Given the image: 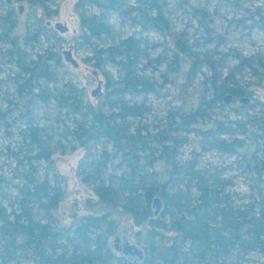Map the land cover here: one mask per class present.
Listing matches in <instances>:
<instances>
[{
    "label": "trees",
    "instance_id": "obj_1",
    "mask_svg": "<svg viewBox=\"0 0 264 264\" xmlns=\"http://www.w3.org/2000/svg\"><path fill=\"white\" fill-rule=\"evenodd\" d=\"M21 1L42 6L48 15L56 13L50 12V0H13ZM128 2L77 0L74 5L81 31L78 38L92 47L96 65L111 64L123 75L122 82L112 84L96 106L84 104L83 89L71 81L50 86L58 81L54 71L61 63L58 54L45 51L37 59H26V46L47 33L43 25L26 23L25 34L20 37L11 35L17 26L13 9L8 8L2 18L0 28L10 44L6 60L18 68L12 76L18 100L9 102L25 120L18 132L22 155L15 156L27 169L21 173L9 210L0 197V264H264V157L258 155L257 146L264 120L237 113L239 117L226 119V127L216 121L205 125L213 104L224 106L226 93L243 95L241 89L231 87V73L222 79L213 72L209 88L201 92L192 111L170 108L163 127L156 131L137 123L149 108L136 98L155 92L137 69L148 47L140 31L113 43L114 27L105 17L116 13L129 18L134 26L140 25L141 30H155L167 21L161 0ZM91 7L99 12L91 13ZM198 58L192 68L198 67ZM199 61L215 70L205 57ZM51 101L75 123L74 127L64 126L62 136L71 150L83 148L76 169L80 181L91 188L98 204L121 209L144 228L142 258L113 251L109 236L115 229L109 213L85 215L67 227L56 223L51 213L62 199V181L56 176H40L35 162H49L61 143L53 142L48 130L30 119L33 104ZM6 110L0 111V119L11 109ZM234 130L235 134L247 135L254 148L239 152L245 141L221 138ZM183 132L197 133L211 149L239 156L252 175L251 188L256 193L241 197L227 189L230 182L216 169L182 161L180 149L186 143ZM2 181L0 177V196L6 198L1 193ZM155 197L161 200L157 214L151 209Z\"/></svg>",
    "mask_w": 264,
    "mask_h": 264
},
{
    "label": "rangeland",
    "instance_id": "obj_2",
    "mask_svg": "<svg viewBox=\"0 0 264 264\" xmlns=\"http://www.w3.org/2000/svg\"><path fill=\"white\" fill-rule=\"evenodd\" d=\"M76 1L50 0V12L56 13L48 15L40 5L0 0V23L7 9L12 8L17 26L11 35L22 37L26 23L39 22L43 25L47 33L26 46V59H37V55L45 51L58 54L61 63L54 67L58 81L50 86H60L61 82L71 81L83 89V103L96 106L116 82H122L123 75L111 64L97 66L92 47L78 38L81 31L79 15L74 10ZM133 1L129 0L128 4ZM160 3L167 23L155 30H141L140 25L134 26L129 18L116 13H108L105 17L114 27L113 43L140 31V37L148 47L137 69L138 75L147 79L155 92L142 93V96L136 98L138 103H144L149 108L137 123L146 124L150 130L156 131L163 127L164 116L170 108L192 111L201 92L204 94L209 88L208 80L213 72L222 79L231 73V87L241 89L243 95L233 97L231 93H226L223 99L229 96V100L223 107L219 103L213 104L208 112L210 118L207 122L203 121L205 125L216 121L226 127L227 118L234 119L242 116L241 113L264 120V0H161ZM88 10L91 13L99 12L95 7ZM57 23L65 25L67 30L61 32L56 29ZM9 48L10 44L0 28V111L8 107L11 109L6 118L0 119L1 193L6 198L0 197L8 210L16 199V185L21 183V173L27 169L17 163L15 156L22 155L18 132L24 127L25 120L17 108L12 110L14 102L18 100L12 76L18 72V68L6 60L5 52ZM64 51L71 52L77 67L65 61ZM196 56L199 57L198 67L192 68ZM204 57L215 66L214 71L206 64H201L199 60ZM97 88L98 91L93 93ZM241 98L248 100L244 102ZM64 111H60L56 103L51 101L48 104L36 102L30 112L33 124L45 127L52 141L61 143L52 153L49 162H35L40 176L48 175L50 179L56 176L62 181L63 196L57 209L52 211V216L58 225L67 227L82 216L109 213L115 229L109 236L113 251L122 254L121 250L127 242L143 254L140 241L145 235L144 228L134 224L131 217L121 209L98 204L97 196L91 188L80 181L76 169L84 151L79 146L71 150V144L62 136L64 126L75 125L64 116ZM236 132L234 130L232 135H222L221 138L230 140L235 137L245 141L246 146L239 152L254 148L247 135H238ZM183 133L186 143L180 149L182 161H190L196 167L206 170L216 169L222 179L230 182L227 189L236 191L241 197H251L256 193L251 188L252 175L240 162L239 156L211 149L210 144L197 133ZM259 133L258 155L264 157V129ZM87 202L92 206H88ZM151 209H156L154 202ZM116 247H120V250ZM21 264H31V261H23Z\"/></svg>",
    "mask_w": 264,
    "mask_h": 264
},
{
    "label": "water",
    "instance_id": "obj_3",
    "mask_svg": "<svg viewBox=\"0 0 264 264\" xmlns=\"http://www.w3.org/2000/svg\"><path fill=\"white\" fill-rule=\"evenodd\" d=\"M56 29H58L61 32H65L67 30V27L65 25H61L59 23L56 24ZM64 59L65 61L71 63L74 67H77V62L75 61L74 58H72V54L70 51H64ZM99 88L93 91V93H96ZM229 96L225 97L224 101L227 102L229 100ZM248 98H241V101L246 102ZM154 204L156 205V209L154 211V214H157L158 211L161 208V200L160 198L156 197L154 198ZM118 240V239H117ZM116 240V241H117ZM117 250H120V247H116ZM123 255H131V256H137L138 258H142V253L139 249L136 247L128 244L127 242L124 243V247L121 250Z\"/></svg>",
    "mask_w": 264,
    "mask_h": 264
}]
</instances>
